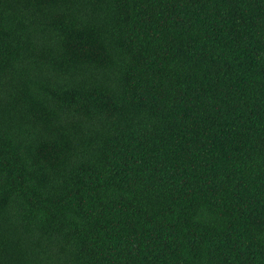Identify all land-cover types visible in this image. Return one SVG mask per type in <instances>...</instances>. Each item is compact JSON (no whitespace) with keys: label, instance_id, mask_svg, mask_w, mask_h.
I'll return each instance as SVG.
<instances>
[{"label":"trees","instance_id":"1","mask_svg":"<svg viewBox=\"0 0 264 264\" xmlns=\"http://www.w3.org/2000/svg\"><path fill=\"white\" fill-rule=\"evenodd\" d=\"M0 264H264V0H0Z\"/></svg>","mask_w":264,"mask_h":264}]
</instances>
